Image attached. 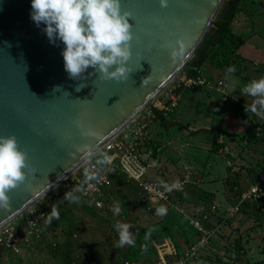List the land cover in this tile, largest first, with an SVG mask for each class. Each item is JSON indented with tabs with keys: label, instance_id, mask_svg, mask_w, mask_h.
Returning <instances> with one entry per match:
<instances>
[{
	"label": "water",
	"instance_id": "1",
	"mask_svg": "<svg viewBox=\"0 0 264 264\" xmlns=\"http://www.w3.org/2000/svg\"><path fill=\"white\" fill-rule=\"evenodd\" d=\"M223 0H121L133 38L127 80L105 79L92 67L72 79L62 41L50 42L31 19V0H0V135H15L30 167L0 207V228L36 204L86 160L78 149H99L181 72ZM184 51L173 61L177 37ZM144 80V82H143ZM77 123L96 135L85 136ZM100 173V172H99Z\"/></svg>",
	"mask_w": 264,
	"mask_h": 264
},
{
	"label": "rangeland",
	"instance_id": "2",
	"mask_svg": "<svg viewBox=\"0 0 264 264\" xmlns=\"http://www.w3.org/2000/svg\"><path fill=\"white\" fill-rule=\"evenodd\" d=\"M249 1H260L261 15L264 14V0ZM263 43L261 44L263 45ZM247 52L240 67H235L236 71L230 74L228 78H226V70L233 65L228 64V67L222 68L213 67L212 64L205 65L202 75L207 78L210 77L209 79L212 82L222 78L225 82L224 93L207 87L191 88L189 93L186 92L182 95L176 108L169 112L172 115L171 121H175L172 125L166 128L157 121H152L149 124L147 134L154 135L161 140L166 154L171 151V147H169L171 146L169 143L170 134L182 132L185 129L184 125L181 126L180 121L184 123L189 121L193 123L194 121L198 126H206L208 129H212V132L205 130H199V132H202L205 139L208 137L212 141L209 143L212 151L210 155L217 160V164L214 168H207L202 164L204 162L203 158L198 163L202 167L200 171L204 170L202 172L204 177L202 187L213 190L216 201L213 203L212 200V202L210 201L211 206L204 205L203 207L200 206L203 202L200 205L185 204V202H178L177 199L170 201L172 204L176 203L177 205L165 206L167 213L179 216L178 214L182 215L179 209L187 205L186 208L188 209L185 208V210L191 213L189 217H199L201 222L214 229L208 242L198 250V256L191 264H264V179L259 184L261 197L257 199L253 197L246 198L244 199L248 202L246 206L242 209L239 205L237 210H234L235 205L246 194L249 186L258 181V176L264 175V129L261 125L264 119L245 111V104L251 102V97H245L240 92L241 87L253 78L258 79L264 76V56H261L260 53L254 54L253 50ZM205 74H209V77ZM193 118L195 119L193 120ZM251 125H255L261 139L255 141L246 134L247 127H251ZM220 134L221 141H218ZM147 138L145 143L154 149V142L157 140L151 137ZM226 157L229 162L227 166L224 159ZM172 161L173 166L175 164L180 166L181 162L178 155L173 157ZM185 161L186 159L183 160L184 166L187 167L188 164ZM161 177H169V174L163 172ZM193 178L196 181L200 179L196 172L193 173ZM121 188L122 190L117 188L113 182L112 187L108 190L104 207L101 209L95 208L90 203L85 208L80 209V205L88 200L78 193L76 194L81 197L79 203L66 200L64 198L65 194L61 197L59 195L54 196L55 201L53 203L62 204L67 208V211L65 213L66 217L60 221L63 226V233L60 234L59 232L56 234L55 239H51V242H49L51 246L59 249L60 245H64L65 239L68 238L83 242L85 248L81 250L80 256L77 254L72 255V260L76 261L78 257L83 259L82 257H85L86 254H88L91 263L96 264L102 263L103 260L110 262L115 257L121 258V253L129 246L125 245L121 248L115 246L118 234L114 225L117 222L132 225L130 231L135 237V244H137L139 239L136 235L139 228L132 221L134 212L139 213L136 220V224L139 226L143 225L141 223L145 220H148V222L155 220L153 223L155 226L158 224L157 220H160L158 216L155 217V214L154 216L146 215V217H142L143 209H145L143 205L145 204L141 200L138 201L131 192H127L126 188ZM73 190L69 188L65 193ZM110 190L111 193L109 194ZM184 192L179 194H184ZM117 201L120 203L121 212L119 215H113L111 207ZM253 208H256L255 210L258 213H254ZM185 210H183L184 213H186ZM182 217V222L186 223L184 220L187 218L183 215ZM139 219L143 221L139 222ZM14 222L18 223L17 220H14ZM185 225L191 232H195V228L191 224L186 223ZM52 227H56V225ZM139 234H141V231H139ZM196 240L194 238V241ZM53 242H55V245H53ZM144 242L146 241L143 239ZM143 252L140 253L141 256ZM6 253H9V251L7 250ZM8 257L13 258V256ZM140 261L141 258L137 262L140 263ZM69 262L72 261L63 260L61 264H69ZM57 263H60V261H57ZM150 264H157L155 257H153Z\"/></svg>",
	"mask_w": 264,
	"mask_h": 264
},
{
	"label": "clouds",
	"instance_id": "3",
	"mask_svg": "<svg viewBox=\"0 0 264 264\" xmlns=\"http://www.w3.org/2000/svg\"><path fill=\"white\" fill-rule=\"evenodd\" d=\"M168 4L169 0H159L162 8H166ZM30 15L37 27L41 23L45 25L43 30L50 42L54 43L59 39L65 45L62 56L64 69L70 78L76 79L92 67L105 79H128L131 69L127 62L132 56L133 33L128 21L130 13L121 11V0H31ZM169 47L170 57L175 61L184 51L185 44L178 36L175 45ZM235 71L234 66L228 67L226 78ZM240 92L245 97H251V102L245 104V111L264 119V76L253 78L241 87ZM77 127L81 129L82 135H96L92 129H86L79 123ZM78 150L90 165L83 169V183L97 181L99 172L110 164L108 154L87 144ZM26 168L35 171L29 165L26 152L19 148L15 135H0V207L10 206L11 198L8 193L26 179ZM163 186L169 191L182 190L183 187L179 180L170 186ZM82 191L83 189H74L65 193L64 198L79 203L81 197L76 193ZM111 211L113 215L120 214L121 206L118 201L114 202ZM166 212L164 206L156 208L157 215L163 216ZM58 215L53 208L46 222L58 218ZM131 227L132 225L122 222L114 225L118 234L115 242L117 248L135 246ZM144 250H147L146 247Z\"/></svg>",
	"mask_w": 264,
	"mask_h": 264
},
{
	"label": "built area",
	"instance_id": "4",
	"mask_svg": "<svg viewBox=\"0 0 264 264\" xmlns=\"http://www.w3.org/2000/svg\"><path fill=\"white\" fill-rule=\"evenodd\" d=\"M195 87L213 88L218 92L224 93L225 82L222 78L212 82L211 79L203 75L194 78L186 76L184 72H180L155 98L153 105L158 106L164 114L169 113L176 108L183 92ZM153 116L151 107L146 108L99 148V150L108 154L110 164L100 171L97 181H92L89 184L83 183V169L90 166L85 161L61 180L60 186L66 190L69 188L71 190L83 189L82 192L77 193L85 197L95 208L101 209L107 199L108 190L112 187L111 175L119 172L128 181H133L137 184V187L142 192L140 200L143 204L153 206L159 203H171L170 201H172L173 197L183 192L188 185L195 184L196 180L193 178V172L190 169H185L180 177L173 180L161 181L147 176L152 148L147 146L145 140L148 137V128ZM92 163L94 164V160ZM263 179L264 176H260L257 182L249 186L246 194L235 205L234 210H237L239 204L246 198L253 197L257 199L261 197L259 184ZM177 180L182 184V190L173 189L169 191L163 186L164 184L170 186ZM46 196H43L36 204L31 205L24 213L20 214L15 219L18 223L13 220L0 228V249L10 248L14 253H18L21 245L43 235V229L50 226L52 222V220L51 222H46L48 215L39 206L41 202L46 201L44 203H49L51 201V197L46 198ZM180 212H183V209H180ZM189 221L195 230L200 232L201 236L179 253L171 243L161 242L156 246L155 257L157 264H191L197 258L198 250L208 242L214 229L205 227L199 217H191ZM19 223L22 225L21 230L18 227ZM173 254H178V257L168 261L167 256ZM122 264L139 263L125 259Z\"/></svg>",
	"mask_w": 264,
	"mask_h": 264
},
{
	"label": "crops",
	"instance_id": "5",
	"mask_svg": "<svg viewBox=\"0 0 264 264\" xmlns=\"http://www.w3.org/2000/svg\"><path fill=\"white\" fill-rule=\"evenodd\" d=\"M229 28L233 34L240 36L245 40L241 48V55L246 57L248 53L247 51L253 50L254 54L260 53L261 56H264V43L263 45L261 44L262 42H264V30H263L264 14L261 15L260 1H249V0L243 2L241 1L239 10L236 12L235 16L230 21ZM206 64H210V63H206ZM205 75L209 77V74H205ZM190 91L191 89L187 90L186 92L189 93ZM194 119L195 118H193V120ZM180 123L181 126L183 125L185 126V129L183 128L184 131L182 132L170 134L171 139L169 140V143L171 144V146L169 147H171L170 148L171 151H169V154H166L165 147L163 143H161V140L159 138L155 137L154 135L148 134V137H151L152 139H155L157 141L154 142L155 148L152 149L153 152L149 158L150 166L147 170V176L153 177L161 181L173 180L180 177L182 173L185 171V169H190L192 172L194 171L193 173L196 172V174L199 175L200 178L199 181L197 179L195 184L188 186L184 194L173 197L174 198L173 200L183 199L180 200L181 203L185 202V204L194 203L200 205L202 203L201 200L202 195L209 194L212 197L211 200H213L214 203L216 201L215 192L213 190L212 191L207 190L204 187H202L203 186L202 183H204V177L202 172L204 170L202 169L203 171H200L202 167H200L198 163L201 160V158H203L204 162L202 164L207 168H214L215 164H217L216 163L217 160L210 155L212 154V151L210 149L209 143H211L212 141H210L208 137L205 139L202 132H199L201 128L207 129L206 131H211L212 129H208L206 126H198L194 121L193 123L191 121L186 123L180 121ZM165 127L167 128L169 126H165ZM218 141H221V134L219 135ZM177 155L179 156V160L181 162L180 166H177L176 164L173 166L172 158ZM184 159H186L185 162L186 164H188L187 167L184 166V162H183ZM224 159L227 166L229 164L228 158L226 157ZM163 172L169 174V177H164V178L161 177V173ZM110 193L111 190L109 191V194ZM63 194L65 193L59 194L58 191L54 190L53 192L48 194L46 198L51 197V201L53 202L55 201L54 196L59 195V197H61ZM141 196L137 198L138 201L141 199ZM87 204L89 205V202L85 200V202H83L79 208L83 209L86 207ZM170 204L172 203H159L153 206H147L142 204L143 207L145 208L143 209L142 217H146V215L154 216L155 214V217L158 216V218H160V220L159 219L157 220L158 224L155 226L153 224L155 220L148 222V220L143 221L141 219H139L138 221L139 222L143 221V223H141L143 225L140 226L137 225L136 220L139 217V213L134 212L132 216V221L134 222V225L139 228L137 230V233L143 230L141 234L144 233L143 234V236L145 237L144 241L146 242L144 243L142 242V244H143V248L146 247L147 249L146 251H144L143 255L141 256V261L139 264H150L153 261V257H155L156 246L161 242L171 243L178 251H182L184 248L189 246V244L194 242L196 233L194 231L191 232L188 229V227H186L185 225L186 223L190 224V221L187 219L191 218L189 217L191 216V213L186 211L188 209L186 208L188 207L187 205L181 207V209L183 210H185L186 208L185 210L186 213L180 212L185 218H187L184 220L186 223L182 222L183 217L180 214H178L179 216L167 212L163 216L156 214L157 207L159 206L165 207L166 205H170ZM60 205L62 206V204ZM172 205L175 206L177 204L174 203ZM63 207L66 208L65 206ZM162 220L164 221V223ZM55 224L56 227H52L53 226V220H52L51 225L43 229V235L41 237L33 238L29 240L27 243L21 245L18 253H14L13 250H11L10 248H4L0 250V263L1 264H61L63 260H68V261H72L69 262V264H90L91 261L87 256L88 254H86L85 257H82L83 259H81V257H78L76 261L72 260L71 258V256L74 254L80 256V253H82L81 250L85 249L84 243L81 241L67 238L65 239L64 245L61 246L59 244L60 245L59 249H55L54 247L51 246V244L49 243L51 242V239H55L57 233L59 232L60 234L63 233V228H62L63 226L61 225L62 223L59 222L58 224V222H56ZM18 227L19 230H21L22 225H20L19 223ZM54 243L55 242H53V245ZM7 250L9 251V253H6ZM8 256H13V258L10 259ZM117 258L118 257H115L110 262L103 260V262L100 264H122V258H118V259ZM57 261H60V263H57ZM91 264H96V263H91Z\"/></svg>",
	"mask_w": 264,
	"mask_h": 264
},
{
	"label": "trees",
	"instance_id": "6",
	"mask_svg": "<svg viewBox=\"0 0 264 264\" xmlns=\"http://www.w3.org/2000/svg\"><path fill=\"white\" fill-rule=\"evenodd\" d=\"M240 3H241V0H223L222 1V4L216 16L212 20V23L210 27L208 28L206 34L204 35L201 43L196 48L192 57L182 67L181 72H184L186 76L194 77V78L201 76L202 73L204 72V67L206 63H210L213 66L220 67V68L225 67V66L228 67L227 66L228 64H231L236 68L240 67L241 63L245 60L244 59L245 56L241 55V48L245 40L241 38L240 36L233 34L229 28L230 21L233 19L236 12L239 10ZM186 91H184L183 94ZM151 110L154 114L152 118L153 122L157 121L163 127L172 125L175 122V121H170L171 119L170 113L164 114L163 111L158 108V106L153 105V102L151 103ZM255 125H251V127L250 126L247 127L246 134L249 135L250 139H253L256 141L258 139H261V137L259 138V131L256 130ZM261 125H262V128L264 129V120L261 122ZM202 130L206 131L207 129L201 128L200 131ZM259 177L260 176H258V179ZM111 180H112V185L114 182L117 188H120L121 190H122L121 187L126 188L127 192H131L133 195H135L136 199L142 195V192L137 187V184L133 181H128L126 177L119 172L113 173L111 175ZM188 186L186 187V189L188 188ZM186 189L184 191H186ZM54 190L58 191L59 194L65 193L67 191L64 187L60 186L59 184L55 186L48 193L50 194ZM177 195L180 196L181 194H177ZM173 199L174 198H172V200ZM211 199L212 197L209 194L202 195V198H201L203 202L202 206L203 207L204 205L211 206L212 205ZM180 200L181 199H178L177 201L180 202ZM247 203L248 202L244 200L239 205H241L243 209ZM39 206L47 215L51 213L53 208L57 210L59 215H58V218L52 219L53 225L56 222L59 223L66 217L65 213L67 211L66 210L67 208H64L60 204H56L50 201L49 203L41 202L39 203ZM253 206L255 207L254 204ZM255 209L256 208H253L252 211L254 213H258L257 210ZM202 224L207 228H211V227H208L207 224H204L203 222ZM195 233H196V237H195V240H196L197 238L201 236V234L197 230H195ZM136 236H138V239H139L137 241V244H135V246H129L128 248H126L125 251L121 253V256H122L121 258H123L122 261L125 259L132 260V261H136V260L139 261V259L141 258L140 253L143 252L145 249L143 248V244H142L143 239L145 238L144 236L142 237V234H139V233ZM179 252L180 251H178V253ZM155 253H156V250H155ZM177 257H178V254L169 255L167 256V260L170 261Z\"/></svg>",
	"mask_w": 264,
	"mask_h": 264
}]
</instances>
